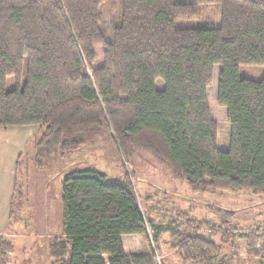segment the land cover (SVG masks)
<instances>
[{
    "label": "trees",
    "instance_id": "1",
    "mask_svg": "<svg viewBox=\"0 0 264 264\" xmlns=\"http://www.w3.org/2000/svg\"><path fill=\"white\" fill-rule=\"evenodd\" d=\"M105 1L0 0V126L39 125L36 166L103 134L121 160L117 179L90 166L64 175L60 229L41 249L48 264H163L153 251L124 252L122 235H146L154 244L160 232L146 219L124 163L136 161L137 147L194 192L264 191V75L239 74L242 66H264V0H121L109 38L99 13ZM203 5L219 8L218 26H176L199 18ZM215 66L216 99L230 128L227 150L217 148L208 105ZM233 217L230 211L221 226ZM168 230L183 263L223 264L210 238L220 231L181 236L172 222ZM250 237L256 255L254 242L262 239L264 256V232ZM12 252V242L0 236V264Z\"/></svg>",
    "mask_w": 264,
    "mask_h": 264
},
{
    "label": "rangeland",
    "instance_id": "2",
    "mask_svg": "<svg viewBox=\"0 0 264 264\" xmlns=\"http://www.w3.org/2000/svg\"><path fill=\"white\" fill-rule=\"evenodd\" d=\"M120 7L121 0H106L100 8L101 27L107 38L111 36L112 28L119 20ZM199 9V18L179 20L176 26L199 28L219 25L220 11L216 5H203ZM102 50L101 47L96 48L98 59L102 56ZM218 69V66L214 67L213 81L207 90V98L210 113L217 122V148L227 150L230 128L226 119V109L219 106L216 99ZM239 74L241 77L258 80L264 75V66H242L239 68ZM6 86L9 89L13 88L12 77L7 78ZM155 86L162 89L164 83L158 79ZM33 128L36 132L18 163L13 215L9 227L3 234L9 240H17L24 244L23 246L32 244L33 248L26 247L29 256H37L36 249H41L49 239L48 236H53L60 229L62 181L69 170L90 166L106 173L109 179H117L121 177L123 168L113 143L108 135L104 134L95 142L84 144L74 153L68 155L56 153L51 157H43L40 159L42 164L36 166L33 162L32 143L33 138L40 134V127ZM133 151L137 154L136 161L133 162L134 165L124 163V169L131 175L142 209L145 213H153L150 218H153L154 222L159 220L168 222L167 218H171L181 236L199 233L207 238L210 232L220 231L210 236L220 246L218 255L220 262L264 264V256L260 250L263 246L262 239L254 242L257 255L249 249L252 233L264 232V191L252 188H218L214 193L194 192L184 179L173 176L164 164L150 154L137 147H134ZM145 197H148V200H145ZM17 205L22 207L19 212ZM230 211L234 217L223 228L221 219L226 218ZM197 221L205 222L200 232L195 230L199 225ZM224 232L230 236L228 239L222 236ZM155 250L156 256H160L159 250L166 255L163 264H182L176 254L170 253L171 244L160 246L159 249L155 247ZM20 253L25 254L24 252L22 254L19 248L16 254Z\"/></svg>",
    "mask_w": 264,
    "mask_h": 264
},
{
    "label": "crops",
    "instance_id": "3",
    "mask_svg": "<svg viewBox=\"0 0 264 264\" xmlns=\"http://www.w3.org/2000/svg\"><path fill=\"white\" fill-rule=\"evenodd\" d=\"M33 127H38L39 129L38 124L0 126V236H3L4 231L7 230L10 225V213L12 211V198H14L18 162L25 151V147L32 139L34 132H36ZM21 209L22 207L20 206L17 212ZM146 214V219L151 221L153 225L159 227L160 230L155 243L149 242L146 235H122L121 242L125 253L148 254L153 251L157 255L155 246L159 249L160 246L172 243L173 237L168 230L172 222L171 218H167L168 222H162V220L154 222V219L150 218V216H153V213L147 212ZM161 218H163V216H161ZM10 241L13 244V252L8 255V264H48V260L41 250L43 247L41 249H36L37 256H29L26 247L33 248L32 244L30 246H23L24 244H20L17 240L10 239ZM19 248L22 254L23 252L25 254H16ZM159 252L160 256H157V259L163 263L166 255L160 250ZM170 253L176 254L177 259L181 262L178 254L173 248ZM182 264L184 263L182 262Z\"/></svg>",
    "mask_w": 264,
    "mask_h": 264
}]
</instances>
